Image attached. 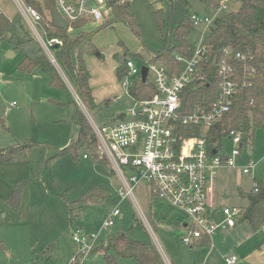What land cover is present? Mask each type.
<instances>
[{
    "label": "rangeland",
    "instance_id": "1",
    "mask_svg": "<svg viewBox=\"0 0 264 264\" xmlns=\"http://www.w3.org/2000/svg\"><path fill=\"white\" fill-rule=\"evenodd\" d=\"M123 2L130 3L127 13L135 17L139 37L123 23L107 25L110 13L100 25L85 24L79 29H72L70 34L74 36L79 32L90 33L101 26V30L93 37L96 54L90 56L95 64L94 67L90 66V73L94 78H98L100 72L106 78L108 74L110 78H115V71L111 67L122 66L126 59H132L135 67L140 70L146 65L145 59L149 58L146 50H158L160 31L153 11L160 9L166 17L169 13L168 2ZM187 2L192 12L200 17H210L213 14L210 8L197 0ZM235 5L230 8L234 9ZM0 13L8 19L19 15L11 0H0ZM45 15L47 17L49 13L45 11ZM26 28L29 30L27 26ZM201 30V26L195 27L188 37L192 45L198 41ZM21 58L19 53L12 51L8 43L0 42V149L26 142L38 145L30 151L29 163L0 164V203L5 201L17 180H29L17 212L6 204L2 205L0 242L4 244L6 252L0 253V264H30L34 256L46 252L49 245L48 259L41 264H71L79 250L71 239L75 232L98 234L99 243L103 240L84 259L78 256V264H105L102 252L107 249L109 238H114L119 233H126L134 240L153 246L160 256H164L167 264H191L194 254L203 252V247L191 249L182 245L179 231L154 230L142 208L144 185H139L134 190L139 210L129 199L121 201L118 198L119 182L109 165H97L91 156L89 160L82 159V154L86 153L84 148L77 150L76 158L71 154L54 157V150L66 148L77 136L78 129L70 122L75 109L72 102L76 94L56 64L53 65L63 79L65 88L53 87L45 74L19 73L17 66ZM153 79L154 74L149 72L147 80L152 82ZM116 85L118 94L109 103L103 102L92 109L83 104V107L76 106L88 123L93 121L97 126L110 124L118 114L125 113L130 100L121 82L116 81ZM219 147L224 154H230L232 143L223 139ZM253 150L254 161L264 155L263 131H257ZM51 157L54 158L50 159ZM225 172L218 176L217 197H227L229 205H243L237 195V188L248 192L252 187V179L235 169ZM256 178L264 182V174ZM94 190L104 195L102 200L81 201ZM115 208L120 215L114 218V225L102 229L103 222ZM139 211L144 215L147 225ZM211 248V253L215 256L214 264H225L224 258L231 256L236 257L237 264H264V229L253 234L247 223H239L226 236L215 233ZM117 263L135 264L131 259H118Z\"/></svg>",
    "mask_w": 264,
    "mask_h": 264
},
{
    "label": "trees",
    "instance_id": "2",
    "mask_svg": "<svg viewBox=\"0 0 264 264\" xmlns=\"http://www.w3.org/2000/svg\"><path fill=\"white\" fill-rule=\"evenodd\" d=\"M24 1L43 16L45 26V11L50 12L53 0ZM166 1L169 4V13L166 17L160 9L153 11L160 31L158 50H146V52L149 55V63L160 65L166 70L167 75L172 77L178 75L182 69L176 57L190 58L192 55L194 45L188 41V37L195 29L191 21L194 13L187 0ZM197 1L215 11L222 0ZM129 4L123 0H108L107 7L110 9L111 18L107 25L123 23L135 36L139 37L135 17L127 13ZM231 5H235V8L231 9ZM85 24V22H76L71 24L70 28L71 30L79 29ZM46 26L47 36L57 38L61 42V45L51 50L56 65L84 107L89 109L96 107L89 86L90 74L85 64V57L96 54L93 37L101 30V26L93 32H79L74 36L68 34V28L57 29L52 23ZM0 42L8 43L13 52L21 55V61L17 66L19 73L45 74L50 78L53 87L65 88L58 70L19 15L8 19L0 13ZM203 45L207 50V57L201 65L205 80L204 82L194 80L181 91L180 114L184 116L197 109L206 111L210 108L218 95L217 69L222 62L231 68L230 78L236 83L235 95L231 100L228 113L213 128L203 132L197 127H181V135L185 137L203 135L209 150L215 147L218 151L220 142L232 131L240 137L239 148L253 155L255 135L257 131L264 132V0H233L228 9L214 19L205 35ZM128 60L132 59H126L123 65L115 70L119 82L127 74ZM250 68L254 69L253 74H250ZM128 93L136 99L145 100L153 97L156 91L152 82L147 79L142 82L139 78L129 86ZM72 103L75 109L70 122L78 129L77 136L66 148L54 150L56 151L54 157L71 154L76 158L77 150L81 147L92 157L94 163L107 165V162L99 160L95 154V140L88 120L76 108L74 100ZM37 147L36 144L26 142L0 149V164L29 163L28 155ZM27 184L29 180L14 183L5 201L14 212L19 209ZM239 196L246 201L240 220L247 222L251 231L256 233L264 225V182L258 181L256 191L251 188L249 192L242 194L239 190ZM103 197L101 192L94 190L81 201L99 202ZM204 242L203 246L208 245V241ZM50 247L49 245L47 251L40 256H35L30 264H39L40 260L47 259ZM0 251H5L4 244L1 242ZM102 256L105 264H118V259H131L135 264H165L156 248L134 240L126 233H119L116 237L109 238L108 247L102 252Z\"/></svg>",
    "mask_w": 264,
    "mask_h": 264
},
{
    "label": "built area",
    "instance_id": "3",
    "mask_svg": "<svg viewBox=\"0 0 264 264\" xmlns=\"http://www.w3.org/2000/svg\"><path fill=\"white\" fill-rule=\"evenodd\" d=\"M11 1L43 52L56 64L51 50L61 45V42L47 36L46 25L52 23L50 12L44 26L45 19L36 9L24 0ZM107 1L53 0V7L68 24V30H71V24L76 22L101 24L110 13ZM232 2L233 0H222L210 17L196 14L191 16L193 27L201 26L202 30L191 57H176L182 66L178 75L169 77L163 67L146 60L144 66L147 68V75L149 72L154 74L152 84L156 93L153 97L139 100L128 93L132 82L140 78V70L132 60H128L127 74L121 81L130 100L125 113L112 123L102 126L89 121L95 140V154L99 160L107 162L119 182L118 198L121 201L129 199L139 209L134 190L139 184H143L148 197L166 201L184 213L187 222L180 242L187 247H192L201 240L211 244L215 233L233 228L243 215L244 210L241 208L226 207L222 210L221 222L211 220L208 194L220 169H239L244 176L252 179L251 188L255 191L260 181L256 177L261 172L264 173V155L254 161L249 152L239 148L240 137L235 132H229L225 138L232 143L230 154H224L220 147L218 151L215 147L209 150L203 135L185 137L180 132L181 127H197L206 132L218 124L229 111L236 83L230 78L231 68L224 62L217 69L218 95L208 110L197 109L191 114L181 115L180 93L194 80L204 82L205 75L201 65L207 57V50L203 40L214 19L227 10ZM249 72L253 74L254 69L250 68ZM74 101L77 106L83 107L76 95ZM82 159H89V155L83 154ZM139 212L147 225L144 215ZM119 215V210L115 208L103 222L102 229L113 226L114 218ZM71 239L79 248L71 264H78V256L84 259L99 245L98 234L75 232ZM224 263L236 264L237 259L234 256L225 257Z\"/></svg>",
    "mask_w": 264,
    "mask_h": 264
},
{
    "label": "crops",
    "instance_id": "4",
    "mask_svg": "<svg viewBox=\"0 0 264 264\" xmlns=\"http://www.w3.org/2000/svg\"><path fill=\"white\" fill-rule=\"evenodd\" d=\"M96 25H100V24L98 23ZM111 28H112V26H111ZM71 32H72V30H69L68 34H71ZM136 54H139V53H136ZM93 60L94 59L92 57H90V56H86L85 57V64L87 65L86 67H87V70L89 71V74H90L89 86L91 87L92 97L94 99L95 105L99 106L103 102L106 103V104L109 103L111 101V99H114L117 96L118 88H117V85H116V81H118V80L116 78V74H115V78H110L109 74L107 75V78H106L103 72H100V76L98 78L92 77V75L90 73V68L95 66V64L92 62ZM146 60L147 59H145V61ZM88 62L90 63V65H89ZM90 66H92V67H90ZM111 68H112V70L115 71L117 67L112 66ZM100 86H102V87L99 88ZM122 114L123 113L118 114L116 116V119ZM252 153L253 154L255 153L254 150H253ZM245 157H247V155H245ZM86 160H89V159H86ZM86 160H84V161H86ZM231 170L232 169H226V168L220 169L219 172L217 173L216 181L212 184V186H211V188L209 190V194H208V202H209L208 212H209V216H210L211 220L216 222V223H219V222H221L223 220V217H222L223 208H226V207H238V208L244 209L246 207V201L239 196V190H241L243 193H247V192H244L242 188H237V195H238L239 199L241 201H243V205H239V206L238 205H233V204L229 205L227 197L224 199V196L221 195L218 198L217 195H216V183L218 181V176H222L223 174L226 173L225 171H231ZM235 170L240 171L239 169H235ZM262 174H264V173L261 172L259 174V176L262 175ZM18 181H23V180H17L16 182H18ZM139 185L143 186V184H139ZM144 189H145V186L143 187V190ZM11 191L12 190H10V192L8 193V196L11 193ZM6 199H5V201H6ZM142 200H143V207L142 208L144 210V213L146 214V218L149 220V223L154 228V230L156 232H157V230H160V229L161 230L164 229L166 231H168V230L179 231L180 234H181L180 237H179V241H180L181 237L185 233L184 229H185L186 222H187V216L184 213H182L181 211H179V210L175 209L174 207H172L166 201L148 197L147 194H146V190H145V192H144V194L142 196ZM5 201H3V203H0V211H2L1 210L2 209V205L6 204ZM239 223H247V222L242 221V220L239 219L236 222V224H235V226L233 228H226L225 230H221V231H219L217 233H219L222 236H226L230 232V230L234 229L236 227V225H238ZM249 228H250V226H249ZM262 228L264 229V225H263ZM253 234H255V233H253ZM102 241L103 240H100V243ZM204 241H206V240H201V241H199L197 243L195 242L194 246L189 247L191 249H195V248L197 249V248H202L203 247L201 249V251H203V252H201L200 254H197V255L194 254L195 258L192 260L191 264H207L208 262H210L211 264H214L215 256L212 255V253H211V251H212V248H211L212 243L209 244V242H208V245L203 246V243H205ZM1 252L2 251H0V253ZM3 252H6V248H5V251H3ZM161 257L163 258L165 264H167L168 262H167L166 259H164V256L161 255ZM43 260H46V259H43ZM43 260H40L39 264H41V262ZM170 264H173V263L171 262Z\"/></svg>",
    "mask_w": 264,
    "mask_h": 264
},
{
    "label": "water",
    "instance_id": "5",
    "mask_svg": "<svg viewBox=\"0 0 264 264\" xmlns=\"http://www.w3.org/2000/svg\"><path fill=\"white\" fill-rule=\"evenodd\" d=\"M50 17L52 20V24L57 29H67L68 24L65 22V20L62 19V17L58 14L57 10L52 7L50 10ZM98 56V55H97ZM147 68L143 66L140 69V78L142 82H145L147 79Z\"/></svg>",
    "mask_w": 264,
    "mask_h": 264
}]
</instances>
